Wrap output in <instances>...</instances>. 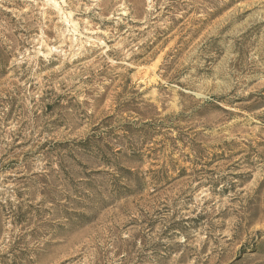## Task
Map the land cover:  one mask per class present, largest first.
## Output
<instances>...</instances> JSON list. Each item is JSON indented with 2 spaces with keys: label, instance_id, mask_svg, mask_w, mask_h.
<instances>
[{
  "label": "rangeland",
  "instance_id": "rangeland-1",
  "mask_svg": "<svg viewBox=\"0 0 264 264\" xmlns=\"http://www.w3.org/2000/svg\"><path fill=\"white\" fill-rule=\"evenodd\" d=\"M0 264H264V0H0Z\"/></svg>",
  "mask_w": 264,
  "mask_h": 264
}]
</instances>
